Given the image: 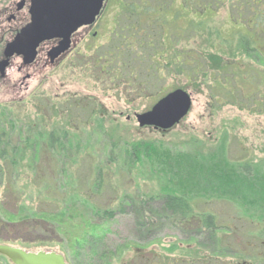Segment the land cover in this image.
I'll return each instance as SVG.
<instances>
[{
    "label": "rangeland",
    "instance_id": "rangeland-1",
    "mask_svg": "<svg viewBox=\"0 0 264 264\" xmlns=\"http://www.w3.org/2000/svg\"><path fill=\"white\" fill-rule=\"evenodd\" d=\"M110 2L98 37L46 75L40 89L28 94L8 90L17 79L13 71L0 81V114L12 118L6 125L11 132L7 151L16 149L0 159V241L29 252L58 253L67 264H121L134 256V249L152 250L153 257L213 253L225 261L237 251L247 258L258 251L264 255V239L261 246L257 239L264 229V113L217 108L208 94L210 76L165 74L141 96L142 77L135 81L142 84L137 89L125 83L128 71L121 77L124 82L101 71L110 48L93 49L114 38L109 20L117 0ZM0 22L8 35L10 23L2 16ZM3 41L0 37V49ZM197 46L214 54L209 44ZM243 62L264 72V60L256 55ZM177 89L192 101L181 122L158 132L137 126L136 114ZM258 95L262 103L264 88ZM9 102L14 104L1 105ZM51 130L58 146L45 151L43 140ZM34 175L50 183L36 182ZM166 194L207 201L196 210L211 213L222 229L196 234L180 225L161 205ZM104 210L112 211L113 218L93 214ZM243 214L255 227L242 221ZM21 219L27 220L8 223ZM248 230L257 231L256 239L246 235ZM217 240L227 241L230 250L215 248ZM170 247L174 251L168 254ZM0 264L11 263L0 259Z\"/></svg>",
    "mask_w": 264,
    "mask_h": 264
},
{
    "label": "trees",
    "instance_id": "trees-1",
    "mask_svg": "<svg viewBox=\"0 0 264 264\" xmlns=\"http://www.w3.org/2000/svg\"><path fill=\"white\" fill-rule=\"evenodd\" d=\"M119 14L116 38L108 47L110 50L103 58L102 68L99 67L101 71H106L113 78L115 76L120 82H124L121 77H124V71H128L125 83L129 82L137 89L142 84L136 85L135 81L137 77H142L141 96L148 94L151 89L148 86L161 81L165 74H181L189 79L210 76L208 94L217 108L227 105L264 113V100L261 103L258 95V90L264 88V72L243 62L251 55L264 60V0H120ZM201 43L209 44L214 54L202 53L207 51L205 47L198 51L197 44ZM10 121L7 117H0V159L6 153L16 151L14 148L7 151L11 132L6 125ZM55 133L53 131L46 137L45 151L53 150V144H58ZM66 135V132L62 133L64 139ZM35 176L34 180L37 179ZM37 180L41 184L50 183L43 178ZM44 188L48 187L45 185ZM206 203L195 196L188 198L166 194L162 197V207L170 218L184 227L193 228L196 234L205 231L215 233L222 229L216 225L218 221L211 213L202 214L196 210ZM123 212L120 209L118 214ZM93 214L104 219L114 216L110 210L95 211ZM241 219L251 228L255 227L248 222L246 215L243 214ZM25 220L8 223H23ZM227 227L225 233L229 234L231 231ZM256 232L248 230L246 235L251 239L263 235L257 238L261 246L264 229L258 230L257 236H254ZM251 239L248 245L253 246ZM0 244L24 247L1 241ZM214 245L218 249L230 250L227 241L217 240ZM173 251L170 247L167 253ZM133 255L121 264H264V255L259 251L251 258L237 251L226 261L213 253L210 256L191 254L192 257L184 258L159 254L153 257L152 250L134 249Z\"/></svg>",
    "mask_w": 264,
    "mask_h": 264
},
{
    "label": "flooded vegetation",
    "instance_id": "flooded-vegetation-1",
    "mask_svg": "<svg viewBox=\"0 0 264 264\" xmlns=\"http://www.w3.org/2000/svg\"><path fill=\"white\" fill-rule=\"evenodd\" d=\"M119 1L117 0L114 8V10L117 9V12L109 20L113 24L112 35L114 38H116V32L118 31ZM88 2V0H0V17H5L11 26L9 29L10 33L7 35L4 31L6 26L4 24L1 25L0 22V37L4 39L0 49V81L6 80L11 71L17 76V79L14 81L15 84L13 83L10 87H7L8 90L14 91L17 94H28L32 90L40 89L44 85L45 80H47L46 75L55 74L63 64L72 59L73 54H78L82 44L85 47V41L98 37L97 28L99 27V23L111 11L113 2H110V0H104L96 13L91 12L93 13L91 19L87 15L84 20L86 23L77 27L69 34L64 27H61L56 32L53 29H48L43 23V21L56 19L53 13L54 9L59 11L61 18L83 17L84 7H82V4ZM74 3L78 4L77 10H72V6H74L72 4ZM89 7H92V5H89L87 8ZM33 19L36 20L39 30L32 34L30 42H26L25 34H30L27 29L32 25ZM114 38L107 42L106 45L93 50H96V52L102 48L108 50V46L114 42ZM85 51L86 54L90 52L87 48ZM99 56L100 54L95 58L99 60ZM36 78L38 80L30 88L31 83ZM35 94H32L31 97L37 96ZM13 104L9 102L8 104L1 105ZM41 109L40 104H38V111H41ZM137 115L134 116L135 121ZM0 117H5V115L0 114ZM7 120L10 121L11 118H7ZM137 126L141 129L151 128L154 132H158V129L152 127H140L138 124ZM51 133H53V130L49 131L47 133L48 136L46 134L45 137H49ZM55 135L57 136V133ZM43 143L47 147V139H44ZM56 145L55 143L53 144L54 148Z\"/></svg>",
    "mask_w": 264,
    "mask_h": 264
},
{
    "label": "water",
    "instance_id": "water-1",
    "mask_svg": "<svg viewBox=\"0 0 264 264\" xmlns=\"http://www.w3.org/2000/svg\"><path fill=\"white\" fill-rule=\"evenodd\" d=\"M88 3L82 4L84 7L83 17L73 16L61 18L57 9L53 10L56 19L52 21H43L48 29H53L58 32L61 27L67 29L68 34L74 31L77 27L85 24L87 15L91 19L93 13L97 12L103 0H88ZM72 10L78 9V4H72ZM89 5L92 7L87 8ZM93 11V13H91ZM29 33L25 34V41L30 42L32 34L37 32L36 20H32V25L27 29ZM190 98L182 90H175L162 99H160L149 112L136 116V120L140 127L152 126L160 130H168L178 124L180 120L187 114L190 108ZM0 256L6 258L11 264H66L64 258L60 254L54 252L38 251L27 252L20 248H14L7 245H0Z\"/></svg>",
    "mask_w": 264,
    "mask_h": 264
}]
</instances>
